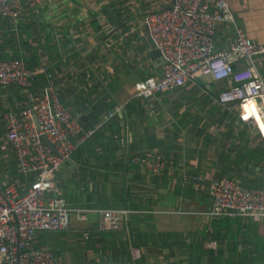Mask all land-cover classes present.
<instances>
[{
	"label": "crops",
	"instance_id": "crops-1",
	"mask_svg": "<svg viewBox=\"0 0 264 264\" xmlns=\"http://www.w3.org/2000/svg\"><path fill=\"white\" fill-rule=\"evenodd\" d=\"M228 3L237 24L264 45V0ZM159 4L48 0L16 21L0 16V59L21 58L33 70L46 64L51 73L45 83L39 71L27 87L0 86V177L10 183L20 171L1 114L26 107L52 80L84 130L100 125L53 175L68 205L87 209L85 220L72 213L68 228L38 234L60 264H264V219L209 214L214 179L264 188V138L239 120L237 108L218 101L227 82L194 75L155 95L153 114L136 95L137 83L163 75L141 22ZM232 36V25L221 23L216 46L227 48ZM108 39L113 46L105 47ZM260 71L264 76V63ZM148 150L169 159L164 173L133 161ZM187 174H202L206 183L195 189ZM102 208L132 210L128 227L98 230Z\"/></svg>",
	"mask_w": 264,
	"mask_h": 264
},
{
	"label": "built area",
	"instance_id": "built-area-1",
	"mask_svg": "<svg viewBox=\"0 0 264 264\" xmlns=\"http://www.w3.org/2000/svg\"><path fill=\"white\" fill-rule=\"evenodd\" d=\"M47 1L0 0V16L16 21L26 10ZM141 22L146 38L164 61L162 76L149 77L136 85V95L148 101L151 114L155 112V95L174 91L194 75H206L227 82L218 101L237 108L239 120L264 138V76L260 71L264 45L252 40L237 24L228 0H160L159 7L146 12ZM221 23L233 27L229 46L223 49L216 46ZM114 43L108 39L105 47ZM39 71L47 73V65L33 70L21 58L0 59V86L27 87ZM120 110L115 107L106 118ZM1 116L20 172L35 179L0 184V264H60L51 249L38 244V234L68 228L72 213L85 220L87 209L70 207L54 187L53 175L100 125L84 130L79 118L56 94L52 80L42 94L31 95L26 107ZM133 161L151 165L157 174L164 173L170 164L167 157L154 150L137 155ZM184 180L195 189L206 183L202 174H187ZM209 192L212 217L264 219V188H250L238 179L223 176L210 182ZM97 212L98 230L111 231L127 228L133 211L102 208Z\"/></svg>",
	"mask_w": 264,
	"mask_h": 264
},
{
	"label": "trees",
	"instance_id": "trees-1",
	"mask_svg": "<svg viewBox=\"0 0 264 264\" xmlns=\"http://www.w3.org/2000/svg\"><path fill=\"white\" fill-rule=\"evenodd\" d=\"M97 26V23L95 25V27ZM44 73V72H43ZM45 77L43 76V81L42 83H45V81L47 80V78L49 77V75H51L50 71L48 70L47 73H44ZM17 172V177H14L13 181H19L21 183L23 182H28V181H32L35 179L34 175H25L24 173H20V171H16ZM6 179L0 177V184H2L3 182H5ZM39 244V243H38ZM40 245V244H39Z\"/></svg>",
	"mask_w": 264,
	"mask_h": 264
},
{
	"label": "water",
	"instance_id": "water-1",
	"mask_svg": "<svg viewBox=\"0 0 264 264\" xmlns=\"http://www.w3.org/2000/svg\"><path fill=\"white\" fill-rule=\"evenodd\" d=\"M155 55H159V56H161L160 55V53H159V51L158 50H155ZM164 62V61H163ZM45 140L47 141V139L45 138ZM48 144H49V142H48ZM50 145V147L55 151V148H54V146H52L51 144H49Z\"/></svg>",
	"mask_w": 264,
	"mask_h": 264
}]
</instances>
